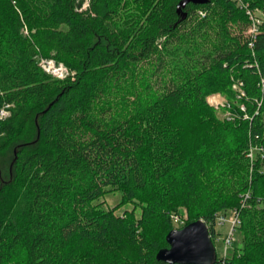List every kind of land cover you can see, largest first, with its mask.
<instances>
[{
    "label": "trees",
    "instance_id": "trees-1",
    "mask_svg": "<svg viewBox=\"0 0 264 264\" xmlns=\"http://www.w3.org/2000/svg\"><path fill=\"white\" fill-rule=\"evenodd\" d=\"M181 1L0 0V264H167L170 230L212 234L232 210L225 264H264V158L247 157L264 148V0H242L254 34L231 0Z\"/></svg>",
    "mask_w": 264,
    "mask_h": 264
},
{
    "label": "built area",
    "instance_id": "built-area-1",
    "mask_svg": "<svg viewBox=\"0 0 264 264\" xmlns=\"http://www.w3.org/2000/svg\"><path fill=\"white\" fill-rule=\"evenodd\" d=\"M231 1H233L237 7L245 8V13L247 14L248 19L250 21V27L248 29V33L254 34L256 32L257 25H259L261 22L259 18L261 14L259 13V11L256 9L251 10V9L246 8L242 0H231ZM88 3H89V0H82V4L77 10L78 11L86 10L88 8ZM24 33H26V30H24ZM38 65L45 73L55 78H58V79H63L68 74L66 67L62 63L55 62L53 59H47V58L39 59ZM231 88L235 92L237 98L244 95L239 82L233 83L231 85ZM206 102L208 105L216 109L230 107V103H228V101L225 98H222L219 94H211L207 96ZM240 108L243 109V107H240ZM2 111H5V110H1L0 114L3 113ZM7 114L8 113L6 111L4 115L7 116ZM254 150L255 152L258 153L261 159L264 158V148L263 147H257L254 149L250 148L247 153V157L251 159L253 156ZM171 217H172V221L174 224H178L180 222L178 216L173 215ZM238 225H239L238 213L237 211H234V210L227 212V213H220L214 219V224L211 226L212 234L209 233V230H208V234L209 235L211 234L213 238L215 235H218V233L216 232V228L226 226V232L221 239L222 252L220 256L216 255V261H217L216 264H225V259L229 255L228 252L230 253V251L232 250L233 243L235 241V231Z\"/></svg>",
    "mask_w": 264,
    "mask_h": 264
},
{
    "label": "water",
    "instance_id": "water-1",
    "mask_svg": "<svg viewBox=\"0 0 264 264\" xmlns=\"http://www.w3.org/2000/svg\"><path fill=\"white\" fill-rule=\"evenodd\" d=\"M207 0H182L204 4ZM167 247L159 249L155 254L157 261L167 264H216L214 245L209 237L208 229L201 220L193 221L181 228L170 230L165 236Z\"/></svg>",
    "mask_w": 264,
    "mask_h": 264
},
{
    "label": "rangeland",
    "instance_id": "rangeland-1",
    "mask_svg": "<svg viewBox=\"0 0 264 264\" xmlns=\"http://www.w3.org/2000/svg\"><path fill=\"white\" fill-rule=\"evenodd\" d=\"M82 4V2H81ZM39 59H46V58H39ZM39 61V60H38ZM68 71V70H67ZM69 72V71H68ZM233 90V89H232ZM222 98H225L223 95L219 94ZM3 113L0 114V117L1 118H4L6 117L5 112L6 111H2ZM223 116H228V113L227 112H222ZM102 200L104 201V207H108V208H114L119 200H120V194L119 192H114V193H109L108 195H105ZM130 208V205H123V207H120L118 210H116V214H121V212L123 211V209H129ZM179 220L180 222L178 223L177 226H181L182 223L184 222L185 218H186V215L184 212H181V215H179ZM176 226V224H174V227ZM175 229V228H174ZM216 232L218 233V235H215L214 238H213V245H214V249H215V253L217 256H220L221 252H222V237L224 236L225 232H226V226H223V227H218L216 228ZM219 238V239H217ZM228 254H230L228 252Z\"/></svg>",
    "mask_w": 264,
    "mask_h": 264
}]
</instances>
